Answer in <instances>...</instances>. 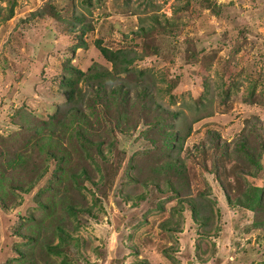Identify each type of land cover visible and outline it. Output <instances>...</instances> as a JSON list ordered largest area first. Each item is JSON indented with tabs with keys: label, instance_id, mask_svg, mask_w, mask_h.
Masks as SVG:
<instances>
[{
	"label": "rangeland",
	"instance_id": "obj_1",
	"mask_svg": "<svg viewBox=\"0 0 264 264\" xmlns=\"http://www.w3.org/2000/svg\"><path fill=\"white\" fill-rule=\"evenodd\" d=\"M10 1L0 0V4L6 6ZM14 1L15 15L0 22V151L13 155L16 151L9 138L21 134L25 140L20 146L29 152L28 167L21 168L22 177L29 180L28 175L34 176L35 170L47 169L29 193L11 192L0 200V264H19L15 258L17 249L24 248L21 234L30 223L46 216L40 201L48 204L49 199H58L64 186L70 185L57 181L55 161L46 160L39 142L50 133L52 115L65 105L61 79L66 66L85 71L95 63L111 65L97 48V38L113 49L125 47L138 54L135 69L127 78L134 85L140 81L137 70L147 68L154 102L151 109L141 113L136 128L113 132L116 142L112 153L103 145L108 161L95 157L108 175L102 188L91 185L103 211L96 209V216L79 215L81 227L72 231L79 245L64 246L69 263L61 262L65 256L55 255L48 260L42 256L43 264H264V229L252 224L255 213L230 205L226 197V192L235 197L243 188L234 173L239 164L216 149L217 173L212 154H193L196 146L207 140L210 129L232 141L252 125L264 140V0H91V12L81 0H53L69 10L67 16L73 14L72 5H76L93 23L81 48H76L80 33L70 32L71 23L45 20L46 15L31 17L50 0ZM154 18L160 23L156 25ZM143 27L150 31L137 34ZM229 81L233 84L227 100L218 94L224 89L216 87L227 82V88ZM206 82L216 94L214 113L193 123L182 153L183 160L190 153L185 168L188 194L199 196L208 189L217 200L209 209L215 222L209 236L202 239L204 228L193 219L187 204L185 209L173 211L178 203L173 191L160 192L154 185L145 186L144 180L132 178L146 173L145 150L153 146L144 132L147 122L161 114L156 104L174 111L185 103L197 102ZM252 84L255 94L248 99ZM28 119L34 123L31 130L22 126ZM54 139L58 140V135ZM60 140L75 147L62 136ZM72 158L83 161V157ZM261 162L264 167V153ZM255 180L264 186V168ZM186 190L188 187L182 192ZM140 194L144 197L139 198ZM91 201L88 193L86 204ZM56 217L61 218V213ZM167 226L176 229L170 231ZM57 242L55 238L48 243Z\"/></svg>",
	"mask_w": 264,
	"mask_h": 264
},
{
	"label": "trees",
	"instance_id": "obj_2",
	"mask_svg": "<svg viewBox=\"0 0 264 264\" xmlns=\"http://www.w3.org/2000/svg\"><path fill=\"white\" fill-rule=\"evenodd\" d=\"M81 4L91 12V0H81ZM15 5L14 0H11L6 6L0 4V22L15 15ZM72 10L73 14L67 16L69 10L50 0L43 7L33 11L31 17L36 19L46 15L45 20L57 19L71 23L70 32L80 33L76 48H81L86 45L84 35L92 31L94 25L82 11L77 9L76 5H72ZM154 21L156 25L160 23L158 19ZM139 31L137 34H147L150 28L143 27ZM96 46L104 58L110 62V66L95 63L84 71L76 66L68 65L62 76L61 86L66 96L65 105L52 115L48 122L50 133L46 138H41L39 149L45 152L47 161L51 159L55 161L54 174L58 176L57 181H67L70 182V185L64 186V192L57 196L58 199L51 198L48 200V204L40 201V206L46 210V216L39 221L30 223L27 230L21 234L24 239V248L17 249L19 255L15 258L19 264H43L42 256H45L44 260L51 259L55 255L66 257L64 246L69 243L75 246L79 245V239L72 234V231H77L81 227L79 215L87 213L96 216V209L103 211L100 197L95 195L96 192L91 188V185L96 189L102 188L108 179L102 162L108 161L109 158L103 145L107 147V153H112L113 145L116 142L113 139V132L116 129L126 132L131 128H136L141 113L151 109L152 102H154L152 84L148 85L147 81V76H149L146 75L147 68L137 70L140 77L138 83L132 85L127 78V74L135 69L134 63L138 57L136 52L132 53V50L125 47L113 49L104 45L102 38L96 39ZM226 83L223 82L216 88L224 89L218 94L221 97L225 96L228 100L231 97L233 82L229 81L227 88ZM252 85L247 93L248 99L255 94V84ZM213 88L209 82H206L205 92L201 99L197 102L185 103L178 110L164 109L160 104H156V107L161 110V114L159 113V117L153 116V119L147 122L148 129L144 132L148 135L153 146L150 150H145L148 162L143 172L146 173H141L142 175L137 173L132 178L136 182L144 180L142 183L145 186L154 185L160 192L173 191L178 201L173 211L175 212L179 208L185 209L184 205L187 204L192 211L193 219L204 228L202 239L209 236L215 222L214 214H211L209 209L214 206L217 200L212 197L208 189L199 192V196L188 194L190 186L185 180V168L186 157L190 153L183 157L184 160L182 153L186 138L192 132L193 123L214 113L212 105L216 94ZM185 111H189L190 114L184 113ZM28 120L29 122L26 120V125L22 126L31 130L34 123L30 119ZM247 122H251V120L248 119ZM246 127L232 141L225 139L217 130H208L207 140L205 139L201 145H197L193 154L198 155L202 152L212 154L215 162L213 170L217 173L219 166L216 163V149L220 150L221 154L230 162L235 161L239 164L234 173L240 178L243 188L235 197L226 192L227 200L230 205L253 211L255 218L252 224L256 228L264 229V186H259L255 182L264 168L261 162L264 153V140L255 134L252 125ZM100 131L104 133L101 134ZM54 135H58L59 139H54ZM61 136L73 142L75 147L70 148L62 143ZM22 137L21 134L15 135L14 133L9 138L14 143L13 149L16 151L13 155L0 151L1 201L5 200L4 196L6 194L9 196L11 192H17L20 195L29 193L46 174L47 166H44L40 170H35L34 176L28 175L29 180L26 179L27 176L22 177L24 173L21 168H27L29 161L26 154L29 152H25L20 146L25 140L23 138L22 141ZM27 144L28 142L25 143V145ZM1 145L7 146L4 142H1ZM47 146L49 149L46 148ZM73 156L83 157V161L74 160ZM95 157L100 158L102 162ZM132 168L135 166L132 165ZM136 171L138 172L137 168ZM183 187H188V191L183 193ZM88 193L92 196L91 204H86ZM138 197H144V194H140ZM59 213H61V218L56 217ZM164 225L165 223H162V226ZM165 228L170 231L176 229L172 226ZM249 229L250 227L246 230ZM55 238L58 239L56 244L48 243L54 241ZM174 248H178V246ZM165 253L170 252L166 251ZM65 257L61 262L67 261V257ZM137 264L143 263L138 262Z\"/></svg>",
	"mask_w": 264,
	"mask_h": 264
}]
</instances>
